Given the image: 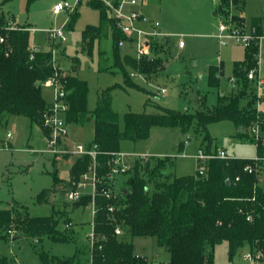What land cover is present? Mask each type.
I'll use <instances>...</instances> for the list:
<instances>
[{
  "label": "trees",
  "instance_id": "1",
  "mask_svg": "<svg viewBox=\"0 0 264 264\" xmlns=\"http://www.w3.org/2000/svg\"><path fill=\"white\" fill-rule=\"evenodd\" d=\"M8 1L0 0V26L8 21L2 9ZM33 1L27 0V3ZM111 1L116 4L118 0ZM88 4L99 10V23L87 24L82 30V47L90 50L95 41L109 38L114 49L115 67L122 70L128 79L129 75L119 61L118 42L124 39V35L108 16V8L102 1L90 0ZM74 20L75 13L68 22L69 28ZM250 27L255 28L258 34L259 18H251ZM21 28L1 32L5 41L0 43V119L23 116L30 124L45 131L43 113L48 101L44 98L42 84L53 74L49 64L50 51L43 49L29 60L30 31L28 26L21 25ZM165 44L158 43L153 49L162 52ZM255 52L256 46L245 49L247 67L252 66ZM160 60L161 57L152 61L137 59L126 53L122 56L123 64L135 73L145 75L150 74ZM71 64L73 68L78 65L74 60ZM238 65L233 71L236 87L229 92H219L213 108L191 113L155 106L158 110L155 113L126 112L123 128L120 129L111 109L109 88L100 92L95 108L88 111L87 82L74 73L63 72L58 63L57 73L64 83L68 104L65 122L78 123L90 118L94 121L91 142L97 145L96 169L101 175L94 200L93 233L96 240L88 251L78 248L70 257L61 258L39 251L40 264H151V260L134 253L130 240L135 236L154 237L158 247L168 253L167 264H213V248L221 242L228 243L230 256L247 246L250 253L259 255L256 264L264 261V183L257 185L255 176L243 170L248 158H214L207 161L204 175L196 172V175L172 176L164 173L168 164L165 159L151 156L143 163L138 160L133 162L126 183L121 185L114 197L105 198L101 194L102 188L106 187L109 160L112 153L120 151L121 141L147 139L153 126L177 127L181 134L194 127V131L204 133L203 140L210 143L207 125L228 119L235 124L237 136L246 137L241 130L255 118L254 99L245 93L249 85L246 80L249 68L243 71ZM220 73L219 65L207 67L209 87L218 86ZM242 99L246 103L241 106ZM256 152L261 154L264 147H258ZM89 164L88 156L74 159L69 168L71 181H76ZM236 176L237 181L234 180ZM50 192L54 191L50 188L41 190L36 196L37 202L45 200ZM89 201L87 195L76 202L66 201L64 209L43 216H31L25 207L17 204L1 208L0 238L15 231L14 236L31 237L38 241L43 236L54 241H70L72 231L64 228L63 224L73 222L70 217L72 210L83 209ZM248 216L250 220H247ZM116 226L121 228V235H115ZM0 264L13 263L7 256L0 255Z\"/></svg>",
  "mask_w": 264,
  "mask_h": 264
},
{
  "label": "rangeland",
  "instance_id": "2",
  "mask_svg": "<svg viewBox=\"0 0 264 264\" xmlns=\"http://www.w3.org/2000/svg\"><path fill=\"white\" fill-rule=\"evenodd\" d=\"M56 1L35 0L27 3V0H9L2 9L8 20L35 29L30 31V42L39 43L44 49L53 43L48 41L43 29L64 26L65 39L55 45L61 69L87 82L88 111L95 108L100 92L109 88L111 109L120 129L123 128L126 112L155 113L158 111L155 106H161L175 112L195 113L213 108L219 92H229L236 87L235 82H232L234 85L230 82L235 66L239 64L238 68L246 71L256 63L254 60L252 66L247 67L245 48L232 40H225L222 46L219 45L214 34L220 22L249 29L251 18H259V69L264 75V0H243V3L241 0H224L219 1L218 5L217 0H145V14L158 21L162 29L172 33L168 41H163L169 51L162 56L159 65L145 75L137 74L123 64L122 56L127 49H120L119 61L127 71L128 79L122 70L115 67L114 49L109 38L95 41L90 50L82 47V30L87 24L99 23V10L88 4L90 0H80L73 12L64 10L53 15L51 7ZM74 13L75 20L69 28L68 22ZM179 40L183 42L181 48L177 46ZM73 60L78 63L74 68L71 64ZM209 64L219 65L222 69L217 87L207 85L206 70ZM47 88L42 89L46 98L52 96ZM161 88L166 90L164 96L158 92ZM247 91L245 89V93ZM240 101L241 106L246 103L245 99ZM93 126L92 118L67 124V148L78 141L91 142ZM193 128L181 134L177 127L153 126L147 139L123 140L119 148L124 153L165 159L168 164L164 173L172 176L196 175L195 155L199 149H223L236 158H250L257 153L256 145L250 138L237 136V128L231 120L223 119L207 125L210 143L203 140L204 133H196ZM44 130L30 124L23 116L0 119V139L6 133L11 135L8 148L0 150V209L13 204L22 205L31 216L49 215L64 209V190L73 182L69 173L73 157L55 156L48 152L46 127ZM241 133L247 136V127H243ZM186 135L189 136L188 140ZM127 177H118L117 190L126 183ZM47 188L54 192L37 202V194ZM70 217L73 221L68 229L72 231L70 241H54L47 236L40 241L25 236L12 240L15 231H11L8 232L9 236L0 238V255L7 256L13 264H40L39 251L61 258L73 256L78 248L88 251L87 236L91 232L88 209L72 210ZM130 242L137 255L151 261H168V253L158 247L154 237L135 236ZM228 249L227 242L216 244L213 264H253L245 258L247 246L238 249L232 256Z\"/></svg>",
  "mask_w": 264,
  "mask_h": 264
},
{
  "label": "built area",
  "instance_id": "3",
  "mask_svg": "<svg viewBox=\"0 0 264 264\" xmlns=\"http://www.w3.org/2000/svg\"><path fill=\"white\" fill-rule=\"evenodd\" d=\"M80 0H58L52 7L51 12L53 15H57L64 10L73 12ZM108 8V16L114 20L117 29L124 35V39L118 42V46L123 51L129 47L133 52V57L146 58L152 61L158 54L153 49L155 45L163 42L165 39L171 36L169 33H165L159 30L158 21L148 19L139 9L140 0H118L114 4L111 0H100ZM138 22L149 23V29H143L137 25ZM63 27L55 28L48 27L43 29L42 32L46 33L48 41L53 45L45 51H50L49 64L53 69V74L43 82V86H47L52 93L51 99L48 102V106L43 113V127L47 129L46 142L47 151L55 156L68 155L74 159L82 156H88L90 158V164L88 169L80 173L78 179L72 182V186L65 189L64 196L67 202L79 201L83 196L90 197L89 203L84 207L87 208L90 214L91 232L87 236L89 239V247L95 243L96 237L93 233L94 216L96 213L95 196L99 185L101 184V175H99L96 169V156L98 154L97 145L93 142H75L69 148L65 145V139H67L68 130L67 123L65 122V112L67 109L66 91L64 89V83L60 79V75L57 73L58 68V50L56 44L58 41L65 39ZM18 30L23 29L15 21L8 20L4 25L0 26V43L5 41L4 35L1 33L3 30ZM29 31L35 29L28 28ZM255 28L250 27L236 28L230 23H218L216 33L214 37L218 39V43L222 46L225 40H232L245 49L251 46H256V52L254 53V60L256 65L249 68L246 71V80L248 82L247 97L254 99L252 107L254 109L255 118L251 124L247 127L248 134L246 137L250 138L256 148L264 147V75L261 74L259 69L260 56L258 49L260 47L261 35H258ZM178 47H183L182 40L177 43ZM43 50V48L37 43H30L29 60H32L34 54ZM230 82H235L234 78L230 79ZM161 96H164L166 90L161 88L158 90ZM11 137L10 133H6L4 137L0 139V150L8 148V139ZM189 136L186 135V140ZM185 140V142H186ZM151 155L146 154H129L121 151L114 152L109 160V169L106 174V187H103L101 194L105 198L115 196L118 193L116 186L118 185V177L121 175H127L132 168V164L135 160L143 163ZM235 159L236 157L229 156L223 149L217 150H202L199 149L195 155L197 160V173L198 175H204L207 169V161L210 159ZM243 170L248 174H253L256 178L257 185L264 183V152L261 154L256 153L253 157L248 158V161L243 166ZM238 180V176L234 178ZM121 187V186H120ZM119 187V188H120ZM112 209L111 207L109 208ZM250 220V217H247ZM73 222H66L63 227L66 229L71 228ZM115 235H121L122 230L119 226L114 228ZM245 258L256 264V260L259 261V255H253L249 251L246 253ZM151 264H167V261L152 260ZM260 264H264L261 261Z\"/></svg>",
  "mask_w": 264,
  "mask_h": 264
},
{
  "label": "crops",
  "instance_id": "4",
  "mask_svg": "<svg viewBox=\"0 0 264 264\" xmlns=\"http://www.w3.org/2000/svg\"><path fill=\"white\" fill-rule=\"evenodd\" d=\"M218 3H219V0H217V5H218ZM144 4H145V0H140V3H139V6H138V9L148 18V19H151V20H153L152 18H150V17H148L146 14H145V12H144ZM216 5V6H217ZM52 13V12H51ZM137 25L139 26V27H141V28H143V29H149L150 28V24L149 23H141V22H138L137 23ZM28 28H30V27H28ZM217 29V28H216ZM159 30L160 31H162V32H165V33H169V32H167L166 30H164V29H162L161 28V26H160V24H159ZM259 30H260V27H259ZM216 33V32H215ZM169 34H171L172 35V33H169ZM170 37H168L167 39H165V40H167L168 41V39H169ZM37 44H39V43H37ZM40 45V44H39ZM178 46V45H177ZM43 48V47H42ZM179 48H181V47H179ZM44 49V48H43ZM127 49V51L125 52L126 54H129V55H133V52H132V50L129 48V47H127L126 48ZM169 51V49L167 50L166 48H164V50L162 51V52H159L158 54H157V56L158 57H161L162 58V56L164 55V54H167V52ZM209 65H214V64H209ZM208 65V66H209ZM222 70V69H221ZM234 78V77H233ZM229 82V81H228ZM231 84L232 85H234V83H232L231 82ZM231 85V86H232ZM43 87H45V86H43ZM43 87H42V89H43ZM48 89V88H47ZM223 89V88H222ZM43 91V90H42ZM48 102L50 101V99H51V96H49V97H44ZM84 209V208H83ZM77 210H80V211H82V209L81 208H77Z\"/></svg>",
  "mask_w": 264,
  "mask_h": 264
},
{
  "label": "water",
  "instance_id": "5",
  "mask_svg": "<svg viewBox=\"0 0 264 264\" xmlns=\"http://www.w3.org/2000/svg\"><path fill=\"white\" fill-rule=\"evenodd\" d=\"M226 182H228V180H226ZM16 238H18V237L17 236H13L11 239L14 240Z\"/></svg>",
  "mask_w": 264,
  "mask_h": 264
}]
</instances>
